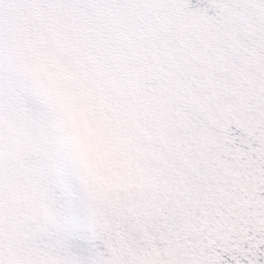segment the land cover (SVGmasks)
<instances>
[{
  "label": "snow or ice",
  "instance_id": "snow-or-ice-1",
  "mask_svg": "<svg viewBox=\"0 0 264 264\" xmlns=\"http://www.w3.org/2000/svg\"><path fill=\"white\" fill-rule=\"evenodd\" d=\"M0 264H264V0H0Z\"/></svg>",
  "mask_w": 264,
  "mask_h": 264
}]
</instances>
